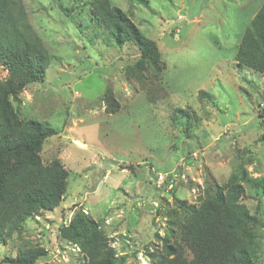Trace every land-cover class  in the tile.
<instances>
[{"label": "rangeland", "instance_id": "374dc122", "mask_svg": "<svg viewBox=\"0 0 264 264\" xmlns=\"http://www.w3.org/2000/svg\"><path fill=\"white\" fill-rule=\"evenodd\" d=\"M24 1L54 58L45 80L28 84L13 103L23 118L58 131L41 155L45 163L60 159L69 177L61 204L0 244V258L44 245L48 255L40 263L84 264L80 249L59 234V225L82 207L103 221L111 244L126 256L124 264H151L146 248L161 245L155 233L167 230L176 206L173 189L180 199L199 203L215 184L227 183L241 160L253 176H264V122L258 116L264 75L239 69L235 61L241 36L264 0H112L158 42L161 74L150 66L130 69L139 48L118 42L86 7L67 11L73 0ZM0 76H8L2 65ZM108 89L119 104L114 113L103 98ZM177 107L189 112L188 131L175 124ZM171 173L185 179L171 189L158 186L159 176ZM258 195L246 184L244 202L253 213L260 211Z\"/></svg>", "mask_w": 264, "mask_h": 264}, {"label": "trees", "instance_id": "16d2710c", "mask_svg": "<svg viewBox=\"0 0 264 264\" xmlns=\"http://www.w3.org/2000/svg\"><path fill=\"white\" fill-rule=\"evenodd\" d=\"M73 1L67 11L86 7L118 42L131 41L139 48L140 56L130 69L142 72L150 66L161 74L158 42L140 29L130 12L112 0ZM142 1L148 5V0ZM53 58L29 18L25 1L0 0V65L8 71L6 78L0 76V244L21 236L29 219L55 210L66 194L68 169L60 159L45 163L41 155L46 139L58 131L43 121L23 118L13 103L28 84L45 80ZM235 61L239 69L264 75V2L241 36ZM103 98L108 112L119 110L110 89ZM258 116L264 122V108ZM173 119L189 130L186 109L175 108ZM246 184L259 194L256 213L244 202ZM174 190L176 206L170 209L167 230L163 236L155 233L161 245L146 248L151 264H264V176H253L245 160L226 184H215L213 192L209 189L199 196V203L180 199ZM102 225V220L80 207L68 223L59 225V234L80 249L84 264H124L126 256L118 254ZM47 255L44 245L26 246L16 257L0 258V264H49L39 261Z\"/></svg>", "mask_w": 264, "mask_h": 264}, {"label": "built area", "instance_id": "2783aa9c", "mask_svg": "<svg viewBox=\"0 0 264 264\" xmlns=\"http://www.w3.org/2000/svg\"><path fill=\"white\" fill-rule=\"evenodd\" d=\"M194 155H196V153H194ZM167 179H169L168 182ZM184 179L185 177L182 178V175H180L179 173H171L169 175L162 174L159 176L157 183L158 186L165 184L169 189H171L175 186L176 183H178L179 181H183Z\"/></svg>", "mask_w": 264, "mask_h": 264}, {"label": "water", "instance_id": "95a60500", "mask_svg": "<svg viewBox=\"0 0 264 264\" xmlns=\"http://www.w3.org/2000/svg\"><path fill=\"white\" fill-rule=\"evenodd\" d=\"M75 142H76V144L79 146V147H86V144L84 143V142H82V141H80V140H77V139H75Z\"/></svg>", "mask_w": 264, "mask_h": 264}, {"label": "crops", "instance_id": "0c3cea01", "mask_svg": "<svg viewBox=\"0 0 264 264\" xmlns=\"http://www.w3.org/2000/svg\"><path fill=\"white\" fill-rule=\"evenodd\" d=\"M87 145V144H86Z\"/></svg>", "mask_w": 264, "mask_h": 264}]
</instances>
